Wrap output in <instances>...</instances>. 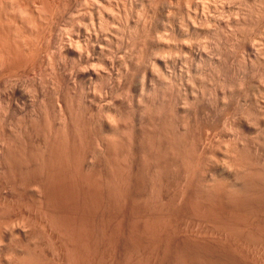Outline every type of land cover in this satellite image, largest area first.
Returning <instances> with one entry per match:
<instances>
[{
	"label": "rangeland",
	"instance_id": "rangeland-1",
	"mask_svg": "<svg viewBox=\"0 0 264 264\" xmlns=\"http://www.w3.org/2000/svg\"><path fill=\"white\" fill-rule=\"evenodd\" d=\"M94 1L96 0H78V5L71 4V8L75 9L70 11V13L68 12L70 7L65 6L66 11L62 10L64 13L60 11V14L53 15H51V12L46 11L50 15L45 12L46 15L43 13L44 16L36 14L35 17H31L32 15L29 12L25 11L21 15L19 11L13 10L10 11V13L12 12L10 14L12 16L11 19L16 18L13 22H10L9 12L5 15L0 8L2 11L0 13V26L3 27L0 28V264H19L20 262H26L31 257L34 259L41 257L42 259L40 258L41 260L39 259V261H42L43 264H210V262L215 264V260L218 261L216 264L220 262L219 260L223 261L222 264H264V234L260 233L257 236L255 235L256 237L250 238L252 235L248 236V230H246L250 226L253 229V224L259 222L258 217L261 218L260 220L263 219L260 215L263 216L264 214L259 213L261 207L258 210L256 208L258 205H253L259 211H256L258 213L256 214L252 208L253 214L255 213L257 217L255 215L253 217L250 214L252 212L247 210L248 207H245V209L242 206L241 208H244L242 210L237 207L239 205H233V207L236 206L238 209L229 208L232 204L226 205L227 200H225V203L223 202L227 206V211L224 209L225 205L223 203V206L220 204L216 206V209L213 208L219 212V215L228 217L225 218L229 222L237 214L247 212L243 216L245 215L247 219L250 217L248 219L249 222H245L247 220L245 218H243L245 221L243 219L236 220L238 215L232 221L236 227L238 226L239 234L235 225L234 228L236 230H234L233 226H227V228L224 225H220L221 222H215L214 217H206L202 204L206 202L205 205L208 204L211 207L208 203L209 201L207 202L206 198H201L204 193L201 194L202 196L199 194L201 197L198 196L199 198L197 197V199V195L193 194V192L199 193L200 190L201 192L207 190L212 184L216 187L219 184L221 186L219 191L222 192L224 189L223 195L220 192L216 194L220 199L217 203H221L224 198L221 199L219 196H224V192L228 195L232 191L233 184H235V187L242 185V181H245L239 177L242 170L239 167L236 169L237 165L234 166L232 164L233 160H235L233 148L247 147L245 146L247 142L250 153L253 152L251 153L252 159H255L253 161L255 164H253L264 168V4L260 0H187L188 3L186 0H168L169 3L167 0H159L161 2L166 1V4L170 7L173 5L171 8L169 6L168 9L166 8L167 14H170L166 15L164 7L167 5L164 2L165 6L163 7V4L161 6L163 9L161 7V9H157L159 13L160 10H163L164 13L163 11L160 14L157 11L155 13L153 12L154 9L150 8L151 13H155L150 15L148 13L150 11H145L149 7L144 10V5L147 4L145 0V4L143 0H139V2L137 0H126L123 2L124 0H122V4H119L121 0H117L118 4H115L114 1L116 0H112V5H114L112 6L113 9H111L112 14H110L111 11H105L107 10L105 8V12L101 9L103 12L100 13L104 14H100L102 17H99L100 15H97L98 12ZM102 2L109 6V3H106L105 0H102ZM171 2L174 3L171 4ZM206 2L207 4L210 3L206 6ZM123 3L127 10H125L126 7H122ZM139 4L142 5L140 6ZM160 4L158 3L157 5L160 6ZM134 6L139 9L136 10ZM118 9L123 15L119 13ZM122 10L126 12H122ZM114 11L115 13H113ZM203 12L204 14H202ZM157 13L160 16H157ZM126 14H128L127 17ZM23 17L25 19H22ZM42 17H45L44 20L48 17L47 21H45L46 23ZM207 18L208 20H205ZM4 19L7 21L5 23V25L7 24L6 26L3 23ZM32 20L33 26L30 23ZM22 22L25 25H22ZM37 22L38 24H36ZM218 22L220 23L218 24ZM135 24L136 27H134ZM35 26H37V29L34 31ZM178 27L180 28L178 29ZM38 28L40 30L42 28L43 32L42 30L40 32ZM21 34L24 36L22 37ZM19 35L20 38H18ZM28 35L29 37L33 35L30 38L33 39L31 40L32 42ZM102 35L107 38L104 37L105 39L102 40ZM35 36L37 37L35 38ZM15 38L17 42L21 39L22 45L24 44L25 46L21 47V43L18 44L20 41L17 43ZM26 38L29 42L24 41ZM34 38L37 42H35ZM31 43L33 46H37L33 48ZM98 43L100 44L98 45ZM102 43L103 45H101ZM15 45L18 47L17 49ZM97 45L100 49L97 48ZM31 46L36 51H33ZM28 47L30 48L28 49ZM37 48L39 49L38 51ZM68 48H73L75 51L74 55L66 53ZM79 48L80 50H75ZM27 50L32 51L29 53ZM78 51L83 52L81 53L83 54L81 55V57L83 56L82 59L80 56L77 58ZM14 53H16V56ZM84 54L87 56H84ZM82 71L84 72L82 73ZM97 73L98 75H95ZM90 75L93 76L91 77ZM152 102L153 104L160 103L169 106L173 110L171 112L175 114H171L172 119L177 121L174 124L181 132L184 130L188 132V130L193 128V133L198 132L193 135H196L199 139H197L199 141L197 146L200 148L197 147L196 152L198 156L201 155L202 162L200 161V165H202H199L200 169H198L200 171H196L198 172L196 173L193 170V173L188 171L185 173V171L180 172L177 170L179 171L177 173V171L170 169L167 172L169 174L166 173L167 177L165 176L167 179L165 180L164 178L163 180L165 181L162 180L163 182L159 186L161 188L160 191L159 188L157 189L158 192L157 190H152L154 188L150 185L151 182L148 175L146 177L149 180L143 177L147 174V169H142L139 174L141 168L139 169V167H136L137 165L132 163L134 165L131 164V167H129L130 173L127 177L130 186H132H128L129 183L125 179L124 186H128V192L126 190V192L123 191L120 187L121 194L118 195L119 190L115 199L113 195L111 197L110 194L112 193L109 192L108 196V194H105L107 192H104L109 191L107 189L109 184H111H108V179L111 176L106 177L108 161L103 156L104 147L102 146L106 141L105 138L108 139V133L105 130L108 127L111 128V126L113 128L114 126L115 128L116 126L120 127L117 123L113 124L111 122H116L115 120H117L121 124L126 118L120 128H122L123 124L127 128H129L130 124L133 126V123L139 126L140 124H136L135 120L140 115V112L142 113L141 107L143 106L144 109L146 103ZM110 114H112V117H110ZM79 116L83 118H80L84 121L83 123L89 122V125H86L87 129L84 130L93 132L91 133L93 136L90 134L86 135L85 132V136L89 141L84 136L85 139L78 140V144L76 143L75 145L76 136L72 133L74 129L72 122L75 121L73 120L75 117L79 118ZM117 117L121 119V122L118 121ZM108 121L110 125L107 124L109 123ZM181 121L185 122V124L182 123L188 129L182 126ZM123 128L125 127L123 126ZM62 131L64 132V138L66 137L65 140L69 138L68 141H63V143L67 142L68 144L64 146L68 147L71 143V149L68 147L69 151H71L70 155L75 153L74 155L79 159H74L73 156H70L71 158H68L69 161L72 163L75 161L73 163L75 166L80 164V167L78 165L76 167L82 168L83 170H80L82 173L84 172L83 174L86 172L88 175L89 170V179L93 176V178L96 177L97 179L96 175H98L100 180L98 181L102 182L100 189L99 183L95 179V183H98L97 187L101 190H97L99 191L98 197L97 195L95 196L93 191L94 183H92L93 187L90 186L91 183H86L90 185L85 184V186L84 184H79L80 187L77 184L73 187L74 192H72L71 188L75 185V181V183H84L85 180L81 181V178L79 180L78 176L80 175L78 174L81 171L77 169L76 171V167L74 168L69 161V165L65 163L68 167H64L61 170L62 173L61 171L60 173H69L66 174L69 178L66 175L62 177L66 178L64 181L69 183V185L73 183L70 188L73 194L72 196L70 194L71 199L68 197L65 200L64 194L60 193V190H56L58 186L52 187V191L50 186L47 187L45 185L48 184L45 182H47L46 179H48L49 175L53 174L54 177H58L60 174L57 168L59 164L56 157L58 156L53 155L51 152L58 148L59 139L57 137H59V133H63ZM192 132L189 131L190 135H192ZM75 133L76 131H74ZM96 134L97 136L95 137L94 135ZM51 142L53 143L52 145ZM49 147L53 149L55 147L56 149L51 150ZM72 147L73 151L75 150L74 152ZM55 152H58V150ZM51 154L56 157L51 158ZM72 158L74 159L73 161ZM45 159L48 161L47 164ZM54 162L57 166H53L56 171L53 167L51 168V164H55ZM65 164L64 166H66ZM148 167L150 169L153 168L152 165ZM143 170L146 171V174ZM74 172H77L75 176ZM182 173L187 175L188 179H195V182L191 180L193 184L190 183V187H200L199 190L198 188L195 189V187L194 191L190 188L191 192H189V187H185L187 176ZM61 174L58 177L60 181ZM101 174L102 178H100ZM178 174H180V177ZM139 178H141L142 184ZM178 180L182 182L180 181L179 184ZM136 182L141 185V189L138 188L139 184ZM104 183L105 185L108 184V186L106 185L107 189L104 188L106 187ZM142 185H146V188L142 187ZM149 186L151 187L149 188ZM162 186L165 188H162ZM250 187L253 188V186ZM183 188L188 189L185 192ZM226 189L231 191L227 192ZM256 189L255 191H257ZM48 190L51 191L48 192ZM55 191L58 193L56 194ZM255 191L254 189L251 190L254 194ZM154 193L156 197H154ZM113 194L115 196V193ZM189 194L191 195L190 197ZM183 195L189 199H185ZM99 197L103 200L101 199L100 201ZM121 197L124 198L122 199ZM92 199L94 202L91 201ZM191 199L195 200H192L191 206L188 202L185 203V201L191 203ZM198 199L201 200L200 204L202 206L200 204L196 205V201H199ZM61 200L63 201L61 202ZM96 200L98 201L96 202ZM194 202L195 207L193 206ZM173 206L176 207L174 208ZM190 207H194V209ZM219 208H223L221 209L222 212ZM263 210L264 208L261 211L263 212ZM232 211L237 212L235 213L236 215ZM229 212L232 214H229ZM241 221L243 224H240L242 223ZM61 222L64 223L62 224ZM234 232H236V235ZM67 233L71 234V236ZM25 258L26 261H23ZM193 260L195 261L193 262Z\"/></svg>",
	"mask_w": 264,
	"mask_h": 264
},
{
	"label": "bare ground",
	"instance_id": "bare-ground-1",
	"mask_svg": "<svg viewBox=\"0 0 264 264\" xmlns=\"http://www.w3.org/2000/svg\"><path fill=\"white\" fill-rule=\"evenodd\" d=\"M97 1V0H96ZM96 1H94V5L96 6V11L99 13H97V15H100V14H104V13H100V12H103L104 10H105V8L107 9V10H105V11H108V12H110V14H112V10L111 9H113V7L112 6H114V5H112L113 3H112V0H105V2L107 3H109V6L106 4H103V2H102V0H98L97 1V3H96ZM126 0H124L123 2H125ZM133 1H135V0H133ZM138 2H139V0H137ZM179 1V0H178ZM187 1V0H186ZM99 2V3H98ZM102 2V3H101ZM115 2V4H118V1L116 0V1H114ZM117 2V3H116ZM141 2V1H140ZM143 2H144V0H143ZM142 2V3H143ZM145 2L147 3V4H145ZM145 2H144V10L146 9V7H149L147 10H145V11H150V12H148V13H150V15L151 14H155L156 13V11H157V9H159L161 6H162V4L165 2V4H166V1H163V2H161V1H159V0H145ZM167 2L169 3V1L167 0ZM175 2V1H174ZM173 2V3H174ZM182 2V1H181ZM190 2V1H189ZM201 2V1H200ZM231 2V1H230ZM259 2V1H258ZM260 2H262L263 4H264V0H260ZM78 0H0V8L2 9V11L5 13V15L6 14H8L7 12H9V17H10V22H13V20L14 19H16V18H13V20L11 19L12 18V16L10 15L11 13H10V11H13V10H17V11H19V13L21 14V13H23V12H29L30 13V15H32L31 17H35V15L36 14H39V15H43V13L45 14V12L46 11H48L49 13L51 12L52 14L51 15H53V14H60V11H61V13L65 10V6H69L68 8L70 9V10H68V12L70 13V11H73L75 8H71V4H74V5H78ZM131 3H132V1H131ZM130 3V4H131ZM160 4V6L159 5H157V4ZM172 2H171V4H173ZM187 3H188V1H187ZM194 3V2H193ZM204 3V2H203ZM210 3V2H209ZM208 3V4H209ZM262 3H261V5H262ZM119 4H122V0H121V2L119 1ZM138 4V3H137ZM165 4H163V7L165 6ZM183 4V3H182ZM190 4V3H189ZM207 4V2H206V6L208 5ZM235 4V3H234ZM73 5V6H74ZM140 5V4H139ZM142 5V4H141ZM140 5V6H141ZM167 5V4H166ZM188 5V4H187ZM214 5V4H213ZM212 5V6H213ZM112 8H111V7ZM116 6V5H115ZM118 6V5H117ZM121 6V5H120ZM138 6V5H137ZM168 6L169 5H167V6H165L164 8V11L166 12L167 11V9H168ZM173 5H171V7H172ZM177 6V5H176ZM191 6V5H190ZM189 6V7H190ZM258 6V5H257ZM264 6V5H263ZM76 8H77V6H75ZM122 7H126V6H124V3H123V5H122ZM135 7V6H134ZM133 7V8H134ZM156 7H158V8H156ZM170 7V6H169ZM170 7V8H171ZM175 7V6H174ZM180 7V6H179ZM178 7V8H179ZM64 8V9H63ZM120 8V7H119ZM128 8H130V7H128ZM132 8V9H133ZM136 8V7H135ZM154 9V11L153 12H155V13H151L152 11H151V9ZM162 8V7H161ZM160 8V9H161ZM167 8V9H166ZM177 8V9H178ZM191 8V7H190ZM245 8V7H244ZM101 9L103 10V11H101ZM121 9H124V8H121ZM120 9V10H121ZM137 9H139V8H136V10ZM142 9V8H141ZM163 9V8H162ZM176 9V10H177ZM181 9V8H180ZM198 9V8H197ZM196 9V10H197ZM206 9V8H205ZM263 9V8H262ZM28 10V11H27ZM63 10V11H62ZM115 10V9H114ZM125 10H127V7H126V9ZM144 10H141V11H144ZM172 10V9H171ZM175 10V11H176ZM179 10V9H178ZM183 10V9H182ZM186 10V9H185ZM199 10V9H198ZM209 10V9H208ZM1 11V10H0ZM2 11L0 12V13H2ZM66 11V10H65ZM104 11V12H105ZM118 11H119V9H118ZM124 10H122V12H123ZM134 11V10H133ZM163 11V10H162ZM161 10H160V13L162 12ZM164 11H163V13H164ZM189 11V10H188ZM202 11V10H201ZM205 11V10H204ZM210 11V10H209ZM16 12V11H15ZM14 12V13H15ZM75 12V11H74ZM108 12H106L107 14H109ZM124 12H126V11H124ZM130 12H132L131 10H130ZM158 13H159V11H157ZM172 12V11H171ZM179 12H181V11H179ZM195 12V11H194ZM13 13V14H14ZM26 13V14H27ZM47 13V12H46ZM49 13H47V15L49 14ZM64 13V12H63ZM113 13H115V11L113 12ZM119 13H120V11H119ZM158 13H157V16H160V15H158ZM159 13V14H160ZM175 13V12H174ZM183 13H184V11H183ZM192 13V12H191ZM205 13H206V11H205ZM208 13V12H207ZM262 13V12H261ZM73 14V13H72ZM107 14H106V16H107ZM120 14H122V13H120ZM125 14V13H124ZM168 14H170V13H168ZM167 14V12H166V15H168ZM195 14V13H194ZM202 14H204V12L202 13ZM252 14V13H251ZM264 14V13H263ZM1 15V14H0ZM22 15V14H21ZM46 15V14H45ZM50 15V14H49ZM102 15H100L99 17H102ZM115 15V14H114ZM123 15V14H122ZM127 15L128 14H126V17H127ZM138 15V14H137ZM171 15H172V13H171ZM170 15V16H171ZM207 15V14H206ZM236 15V14H235ZM246 15V14H245ZM259 15V14H258ZM44 16V15H43ZM60 16V15H59ZM63 16H64V14H63ZM105 16V17H106ZM113 16V15H112ZM117 16V15H116ZM121 16V15H120ZM133 16V15H132ZM153 16V15H152ZM156 16V17H157ZM162 16V15H161ZM175 16V15H174ZM193 16V15H192ZM195 16V15H194ZM208 16H210V15H208ZM217 16V15H216ZM263 16V15H262ZM13 17H14V15H13ZM16 17V16H15ZM39 17V16H38ZM54 17V16H53ZM69 17V16H68ZM104 17V18H105ZM123 17V16H122ZM149 17V16H148ZM164 17H168V16H164ZM172 17H173V15H172ZM176 17V16H175ZM174 17V18H175ZM206 17V16H205ZM215 17V16H214ZM6 19H8L7 17H5ZM18 18V17H17ZM36 18H37V16H36ZM43 18V17H42ZM41 18V19H42ZM47 18L48 17H46V20H44L45 19V17L43 18V20H44V22L45 21H47ZM50 18H51V16H50ZM59 18V17H58ZM57 18V19H58ZM116 18V17H115ZM151 18V17H150ZM149 18V19H150ZM154 18H155V16H154ZM182 18V17H181ZM190 18V17H189ZM195 18V17H194ZM198 18H200V17H198ZM258 18V17H257ZM263 18V17H262ZM21 19V18H20ZM22 19H25L24 17L22 18ZM26 19H27V16H26ZM33 19V18H32ZM53 19V18H52ZM51 19V20H52ZM101 19V18H100ZM112 19V18H111ZM114 19V18H113ZM125 19V18H124ZM129 19V18H128ZM134 19V18H133ZM152 19H153V17H152ZM161 19V18H160ZM165 19V18H164ZM168 19V18H167ZM170 19V18H169ZM183 19V18H182ZM193 19V18H192ZM201 19V18H200ZM199 19V20H200ZM203 19H204V17H203ZM228 19V18H227ZM5 20V19H4ZM102 20V19H101ZM137 20V19H136ZM184 20H185V18H184ZM195 20V19H194ZM205 20H208V18L207 19H205ZM219 20V19H218ZM25 21V20H24ZM37 21V20H36ZM41 21V20H40ZM108 21V20H107ZM106 21V22H107ZM132 21V20H131ZM153 21V20H152ZM157 21V20H156ZM165 21H166V19H165ZM169 21H171V20H169ZM177 21V20H176ZM188 21V20H187ZM215 21V20H214ZM8 22H9V20H8ZM16 22V21H15ZM14 22V23H15ZM39 22V21H38ZM38 22L36 23V24H38ZM42 22V21H41ZM49 22V21H48ZM105 22V21H104ZM114 22V21H113ZM128 22V21H127ZM143 22V21H142ZM159 22V21H158ZM184 22V21H183ZM195 22H196V20H195ZM212 22V21H211ZM252 22V21H251ZM4 25H5V23H7V21L5 20L4 22ZM20 23V22H19ZM27 23V22H26ZM30 23H32V26L34 25L33 24V20L30 22ZM34 23H35V21H34ZM40 23V22H39ZM46 23V22H45ZM52 23V22H51ZM53 23H54V20H53ZM102 23H103V21H102ZM161 23H163V22H161ZM166 23V22H165ZM167 23H168V21H167ZM187 23V22H186ZM206 23V22H205ZM214 23H216V22H214ZM220 22H218V24H219ZM222 23V22H221ZM249 23V22H248ZM35 24V25H36ZM41 24V23H40ZM136 24H138V23H136ZM136 24L134 25V27H136ZM164 24V23H163ZM204 24V23H203ZM208 24V23H207ZM227 24V23H226ZM1 25H2V22H1ZM7 25V24H6ZM5 25V26H6ZM16 25V24H15ZM14 25V26H15ZM21 25V24H20ZM22 25H25L23 22H22ZM43 25H44V23H43ZM127 25V24H126ZM147 25V24H146ZM156 25V24H155ZM198 26H199V24H197ZM215 25V24H214ZM9 26V25H8ZM7 26V27H8ZM12 26V25H11ZM19 26V25H18ZM27 26V25H26ZM30 26H31V24H30ZM39 26V25H38ZM45 26H46V24H45ZM44 26V27H45ZM107 26V25H106ZM105 26V27H106ZM133 26V25H132ZM160 26V25H159ZM189 26V25H188ZM193 26V25H192ZM209 26V25H208ZM2 26H0V28H1ZM6 27V28H7ZM22 27H24V26H22ZM28 27V26H27ZM36 28H34V27H32V28H34L33 30L35 31V29H37V26H35ZM43 27V26H42ZM123 27V26H122ZM173 27V26H172ZM196 27V26H195ZM245 27V26H244ZM248 27V26H247ZM259 27V26H258ZM3 28V27H2ZM16 28H19V27H16ZM20 28H21V26H20ZM19 28V29H20ZM29 28H31V27H29ZM28 28V29H29ZM46 28H47V26H46ZM144 28V27H143ZM165 28V27H164ZM177 28V27H176ZM180 27H178V29H179ZM15 29V28H14ZM25 29V28H24ZM39 29V28H38ZM107 29V28H106ZM152 29V28H151ZM187 29V28H186ZM248 29H250V28H248ZM40 30V29H39ZM41 30H42V28H41ZM41 30H40V32H41ZM188 30V29H187ZM238 30V29H237ZM243 30V29H242ZM17 31V30H16ZM19 31V30H18ZM26 31V30H25ZM24 31V33H26ZM36 31H38V30H36ZM0 32H1V30H0ZM23 32V31H22ZM42 32H43V30H42ZM118 32V31H117ZM125 32V31H124ZM137 32V31H136ZM135 32V33H136ZM228 32V31H227ZM3 33H5V32H3ZM27 33H28V30H27ZM27 33H26V35H27ZM109 33H111V32H109ZM130 33V32H129ZM134 33V34H135ZM150 33V32H149ZM181 33V32H180ZM226 33V32H225ZM11 34V33H10ZM14 34H15V32H14ZM18 34V33H17ZM31 34H32V32H31ZM37 34V33H36ZM36 34H34V35H36ZM108 34V33H107ZM113 34V33H112ZM111 34V35H112ZM42 35H43V33H42ZM106 35V34H105ZM149 35V34H148ZM264 35V34H263ZM18 36V35H17ZM16 36V37H17ZM21 36H22V34H21ZM24 36V35H23ZM22 36V37H23ZM103 36V35H102ZM110 36V35H109ZM132 36V35H131ZM28 37H29V35H28ZM31 37H33V35L31 36ZM31 37H29V39L31 38ZM37 36H35V38H36ZM98 37V36H97ZM104 37H106V36H103V38H102V40L103 39H105ZM159 37V36H158ZM240 37V36H239ZM13 38V37H12ZM18 38H20V35H19V37ZM35 38H34V40H35ZM91 38V37H90ZM107 38V37H106ZM220 38V37H219ZM5 39V38H4ZM38 39V38H37ZM41 39V38H40ZM89 39V38H88ZM98 39V38H97ZM112 39V38H111ZM152 39V38H151ZM15 40H16V42H17V39L15 38ZM21 40V39H20ZM20 40H18V42L20 41ZM23 40V39H22ZM31 40H33V39H30V41ZM108 40V39H107ZM153 40V39H152ZM8 41V40H7ZM25 42L27 41V42H29L28 40H27V38H26V40H24ZM24 41H22L23 43H24ZM87 41V40H86ZM94 41H96V40H94ZM99 41V40H98ZM137 41H140V40H137ZM149 41V40H148ZM209 41V40H208ZM3 42V41H2ZM15 42V43H16ZM17 42V43H18ZM32 42V41H31ZM35 42H37L36 40H35ZM39 42V41H38ZM103 42V41H102ZM142 42V41H141ZM147 42V41H146ZM248 42V41H247ZM250 42V41H249ZM7 43V42H6ZM21 43V41L18 43V44H20ZM106 43V42H105ZM134 43V42H133ZM14 44V43H13ZM17 44V45H18ZM26 44V43H25ZM37 44V43H36ZM89 44V43H88ZM100 43H98V45H99ZM154 44V43H153ZM17 45H15V47H16V49L18 48L17 47ZM21 45V47L22 46H25L24 44L22 45V43L20 44ZM29 45V44H28ZM27 45V46H28ZM31 45H32V43H31ZM33 45H34V41H33ZM32 45V46H33ZM98 45H97V48H98ZM101 45H103V43L101 44ZM100 45V46H101ZM26 46V47H27ZM32 46H31V48H32ZM35 46H37V45H35ZM35 46H33V48L35 47ZM69 46V45H68ZM68 46H66V47H68ZM95 46V45H94ZM20 47V46H19ZM20 47V48H21ZM65 47V48H66ZM221 47V46H220ZM30 47H28V49H29ZM32 48V49H33ZM135 48V47H134ZM138 48V47H137ZM15 49V50H16ZM24 49V48H23ZM22 49V50H23ZM26 49V48H25ZM60 49V48H59ZM98 49H100V47L98 48ZM253 49V48H252ZM9 50H11V49H9ZM14 50V51H15ZM39 49L37 48V51H38ZM76 51L77 50H80V48L79 49H75ZM95 50V49H94ZM93 50V51H94ZM97 50V49H96ZM102 50V49H101ZM203 50V49H202ZM25 51V50H24ZM28 51V50H27ZM32 51V50H31ZM31 51H28L29 53L31 52ZM33 51H36V50H34L33 49ZM66 53H72L73 55H74V53H75V51L73 50V48H68V49H66ZM98 51V50H97ZM100 51V50H99ZM189 51V50H188ZM192 51V50H191ZM7 52V51H6ZM41 52V51H40ZM62 52V51H61ZM146 52V51H145ZM8 53V52H7ZM6 53V54H7ZM17 53H18V51H17ZM81 53H83V52H81V51H78V56H77V58L80 56L81 57V55H83V54H81ZM197 53V52H196ZM222 53V52H221ZM240 53V52H239ZM245 53V52H244ZM15 54V56H16V53H14ZM19 54V53H18ZM35 54V53H34ZM87 54V53H86ZM101 54V53H100ZM259 54V53H258ZM33 55V54H32ZM166 55V54H165ZM225 55V54H224ZM30 56V55H29ZM33 56H35V55H33ZM65 56V55H64ZM84 56H87V55H85L84 54ZM141 56V55H140ZM196 56V55H195ZM202 56V55H201ZM28 57V56H27ZM26 57V58H27ZM31 57V56H30ZM83 57V56H82ZM82 57H81V59H82ZM139 57V56H138ZM252 57V56H251ZM25 58V59H26ZM149 58V57H148ZM201 58V57H200ZM28 59H29V57H28ZM83 59H85V58H83ZM203 59V58H202ZM19 60V59H18ZM35 60V59H34ZM156 60V59H155ZM27 61V60H26ZM29 61V60H28ZM33 61V60H32ZM138 61V60H137ZM225 61V60H224ZM17 63V62H16ZM19 63V62H18ZM138 63V62H137ZM144 63V62H143ZM201 64V63H200ZM19 66H21V65H19ZM170 66V65H169ZM241 66V65H240ZM233 67V66H232ZM238 67V66H237ZM201 70V69H200ZM249 70V69H248ZM87 72H88V70H86ZM96 71H97V69H96ZM96 71H95V73H96ZM227 71V70H226ZM84 71H82V73H83ZM161 72V71H160ZM99 73V72H98ZM98 73L97 74H95V75H98ZM162 73V72H161ZM94 74V73H93ZM220 74V73H219ZM256 74V73H255ZM85 75H86V73H85ZM100 75V74H99ZM88 76V75H87ZM91 76V75H90ZM93 76V75H92ZM91 76V77H92ZM102 76V75H101ZM262 76V75H261ZM260 76V77H261ZM86 77V76H85ZM84 77V78H85ZM97 77V76H96ZM215 77V76H214ZM72 78V77H71ZM99 80V79H98ZM202 80V79H201ZM243 83V82H242ZM253 85V84H252ZM226 86V85H225ZM101 89V88H100ZM143 91V90H142ZM166 91H167V89H166ZM155 95V94H154ZM164 96V95H163ZM171 100V99H170ZM163 103V102H162ZM176 103V102H175ZM189 103V102H188ZM248 104V103H247ZM188 105V104H187ZM189 106V105H188ZM142 108V113L140 112V115L138 116V118L135 120V122H137L136 124H140V125H142L140 128H139V126L138 125H134V123H133V126H131V124H130V126H129V124H128V126H129V128H127L124 124H123V126L125 127V128H123V126H122V128H120L121 127V124L124 122V121H126V119L125 120H123V122L120 124V123H118L117 122V120H115L116 122H111V118H109V119H111V120H109L111 123H113V124H115V123H117L118 125H120V127L118 126H116V128H115V126H114V128L111 126V128L110 127H108V129H106L105 131H107L106 133H108V139H106L105 138V142L103 143V146L102 147H104V149H103V151H104V154H103V156H105V159H106V161H108L107 163H108V165L111 167V169H109L110 167L107 165V167H108V172H107V175H106V177H109V176H111V177H109V181H108V184L109 183H111V184H109V188L107 189V186H108V184H106L105 185V183H104V186H106V187H104L105 189H107V190H109V191H104V192H107V193H105L106 195L108 194V196H109V194L110 193H112V194H110L111 195V197H112V195H113V197L115 198L117 195V193L119 192V188L121 187V189L123 190V191H127V188H128V186H130V183H129V180H127V177H128V174L130 173L129 171V167H131V164L132 163H134L135 165H137L136 167H139V169H140V172H139V174L142 172V169H144V170H146L147 169V174H146V171H144L143 170V172H145V176H143V177H146L147 175H148V177H149V181L151 182V184L150 185H152V188H154V189H152V190H157L158 188H159V186H161V184H162V182L163 181H165L167 178V174H169V173H167V172H169V170L170 169H173V170H175V171H177V170H179L180 172H184L185 171V173H187V171L188 172H192L193 170H195V171H193V172H196V171H198V169H200V167H199V165H200V161H201V158H200V156H198L197 154V149L198 148H200V147H198L197 145L199 144L198 142L199 141H197V137H196V135H193V134H195V133H198V132H195V133H193L194 131H193V129L191 130H188V132H187V130H184V131H180L177 127H176V122L177 121H173V117H172V115L173 114H175L174 112L172 113L171 111H173V110H171L170 108H169V106H165V105H163V104H153V102L152 103H146V105H145V108L143 109V106L141 107ZM243 109V108H242ZM139 111V110H138ZM74 113V112H73ZM83 113V112H82ZM129 113V112H128ZM78 114V113H77ZM76 114V115H77ZM107 114V113H106ZM120 114V113H119ZM172 114V115H171ZM75 115V116H76ZM111 116L110 117H112V114H110ZM124 115V114H123ZM128 115V114H127ZM71 116V115H70ZM107 116V115H106ZM118 116H122V115H118ZM126 117V116H125ZM128 117V116H127ZM71 118V117H70ZM83 119L81 116H79V118H76L75 117V119H73V120H75V121H73L72 123L74 124L73 125V127H74V129H73V135L74 136H76V142H75V145H76V143L78 144V140H82L83 138H84V136H85V130L84 129H87V127H86V125L89 123H87L86 122V124L85 123H83L84 121H82L81 119ZM132 118V117H131ZM22 119V118H21ZM78 119V120H77ZM117 119H119L118 117H117ZM124 119V118H123ZM85 120V119H84ZM107 120H108V117H107ZM121 119H119L118 121L119 122H121L120 121ZM250 120V119H249ZM108 121V122H109ZM112 121H114V120H112ZM128 121V120H127ZM188 121V120H187ZM75 122V123H74ZM110 122L109 123H107V124H109L110 125ZM174 122H175V124H174ZM183 121H181V123H182ZM19 123V122H18ZM179 123V122H178ZM184 124H185V122H183ZM182 123V124H183ZM187 123V122H186ZM181 124V125H182ZM184 124L182 125V126H184ZM188 124V123H187ZM187 124H186V126H187ZM89 125V124H88ZM87 125V126H88ZM180 125V124H179ZM94 126V125H93ZM137 126V127H136ZM22 127V126H21ZM65 127V126H64ZM99 127H101V126H99ZM136 127V128H135ZM143 127V128H142ZM194 127V126H193ZM89 128V127H88ZM91 128V127H90ZM98 128V127H97ZM110 128V129H109ZM113 128V129H112ZM127 128V129H126ZM140 130H139V129ZM181 128V127H180ZM184 128H185V126H184ZM196 128V127H195ZM239 128V127H238ZM65 129H67V128H65ZM101 129V128H100ZM99 129V130H100ZM126 129V130H125ZM185 129H188V128H185ZM246 129V128H245ZM244 129V130H245ZM91 130V129H90ZM92 130L94 131V129L92 128ZM98 130V129H97ZM182 130V129H181ZM68 131H69V129H68ZM68 131H66V133H68ZM74 131H76V135L74 134ZM101 131V130H100ZM99 131V132H100ZM104 131V130H103ZM189 131L190 132H192L191 134L192 135H190V133H189ZM196 131V130H195ZM246 131V130H245ZM59 132V131H58ZM63 132V131H62ZM87 132H89V130H87ZM86 132V135L87 134H90L91 135V133H93V132H89V133H87ZM95 132H96V130H95ZM239 132V131H238ZM237 132V133H238ZM244 132V131H243ZM43 133V132H42ZM97 133H98V131H97ZM101 133H102V131H101ZM105 133V134H106ZM189 133V134H188ZM71 135V134H70ZM89 135V136H90ZM59 137H57V139H59V141H58V148L56 149L55 147H54V149H56L55 151H57L58 150V152H55V151H53V152H55V153H57V154H55V153H53V152H51L53 155H56V156H58V157H56V156H53L52 154V156H51V158L52 157H56V159H57V163L59 164V166L57 167L56 166V163L55 164H51L52 166H51V168L55 165L59 170V173H60V171L62 170V169H64V167H68V161H69V157L70 156H73V158L75 159V158H77L73 153V155H70V153H71V151H69V149H68V147L70 148V146L72 145L71 143H70V146H68V147H65L64 145H68L67 144V142H64L63 143V141L66 139V137L64 138V132L63 133H59V135H58ZM67 136V135H66ZM73 136V137H74ZM79 138H78V137ZM91 136H93V134L91 135ZM95 137L97 136V134L96 135H94ZM194 136V137H193ZM94 137V138H95ZM195 137H196V139H195ZM75 138V137H74ZM85 138H86V136H85ZM84 138V139H85ZM200 138V137H199ZM243 138H244V136H243ZM263 138V137H262ZM9 139V138H8ZM69 139V138H68ZM68 139L67 140H65V141H68ZM71 139V138H70ZM86 139H88V138H86ZM201 139V138H200ZM80 140V141H81ZM98 140H99V138H98ZM102 140H104L103 138H102ZM199 140V139H198ZM239 140V139H238ZM56 142H57V140H55ZM88 141H89V139H88ZM96 141V140H95ZM100 142H102L101 140H99ZM206 141V140H205ZM263 141V140H262ZM261 141V142H262ZM69 142H71V141H69ZM68 142V143H69ZM66 143V144H65ZM81 143V142H80ZM84 143H85V141H84ZM238 143V142H237ZM244 143H245V140H244ZM251 143V142H250ZM53 143L51 142V145H52ZM99 144V143H98ZM248 142L245 144V146H247V147H241V148H238V147H235V148H233L234 150V152H235V157H234V159L235 160H233V162H232V164H234V166H236V169H237V167H239V169H241L242 170V172H241V176H239V177H241V179H244L245 181H242L243 182V184L242 185H240V186H234L235 184H233V188H231V186H230V188H231V192L230 191H228L227 189H226V191L227 192H230V193H228V195L227 194H225V192H224V196H219L221 199L222 198H224V199H222V200H224V201H222L221 203H217L220 199L218 198V196L216 195V194H218L220 191V189H221V186L218 184L217 185V187L216 186H213L214 184H212V186L210 185V188H208L207 190H204L203 192H201V190L199 191V193L198 192H196V193H194L193 192V194H195V195H197L196 196V199H197V197L199 196V197H201L202 195V193H204L203 194V196L201 197L202 199H207L206 201L209 203V205L211 206V207H209L208 206V204H206L205 205V203L204 204H200V199H198L199 201H196V205H198V204H200L202 207H203V209L205 210V213H204V215L206 214V217L207 216H210L209 218H213L214 219V221L215 222H218L219 221V223L221 222V224L220 225H224V227H227V226H233V228H234V222L232 223V221H233V219L234 218H236L237 217V215H238V218L236 219V220H238V219H243V218H245V213H247V212H243V214H245L244 216H243V214L241 213V214H235V213H237V212H235V211H232V212H234L233 214H235V215H233V216H235V217H233V218H231L232 219V221L231 222H229L228 220H226V218H228V217H226V216H221V215H219L218 213L219 212H217L215 209L217 208L216 206H218V205H222L223 206V204L225 203V200H227L226 202H227V204L226 205H230V204H232V205H230V207L229 208H231L232 207V209L233 208H237V207H248V209L247 210H249V212L251 211L252 213H250L251 215H253V217H257V215H255V213H256V211H258L260 208L259 207H261V209H260V212L259 213H261V214H264L263 212H264V210H263V212L261 211L263 208H264V168L263 167H258V165L256 164V165H254L255 163L253 162L255 159H252V154L251 153H253V152H251L250 153V148H248ZM263 144H264V142H263ZM88 145V144H87ZM96 145V144H95ZM101 145H102V143H101ZM55 146V145H54ZM73 146H74V144H73ZM52 147V146H51ZM51 147H49V148H51ZM78 147V146H77ZM80 147V146H79ZM198 147V148H197ZM233 147H234V144H233ZM240 147V146H239ZM38 148V147H37ZM76 148V147H75ZM219 148V147H218ZM229 148V147H228ZM53 148H51V150H54ZM71 149V148H70ZM16 150V149H15ZM231 150V149H230ZM259 150V149H258ZM23 151V150H22ZM37 151V150H36ZM72 151H73V147H72ZM75 151V150H74ZM73 151V152H74ZM15 152V151H14ZM80 152V151H79ZM224 152V151H223ZM12 153V152H11ZM37 153V152H36ZM45 154V153H44ZM227 154H228V152H227ZM234 154V153H233ZM5 155V154H4ZM34 155V154H33ZM203 155V154H202ZM48 156V155H47ZM50 156V155H49ZM75 156V157H74ZM83 156H84V154H83ZM97 156V155H96ZM46 157V156H45ZM95 157V156H94ZM100 157V156H99ZM211 157V156H210ZM213 157V156H212ZM232 157V158H233ZM16 158V157H15ZM42 158V157H41ZM44 158V157H43ZM48 158V157H47ZM71 158V157H70ZM72 158V161L74 160ZM103 158V157H102ZM203 158V157H202ZM78 159V158H77ZM104 159V160H105ZM48 160V159H47ZM53 160V159H52ZM79 160V159H78ZM78 160H77V162H78ZM82 160V159H81ZM203 160V159H202ZM13 161V160H12ZM56 161V160H55ZM98 161V160H97ZM11 162V161H10ZM25 162V161H24ZM41 162H44V161H41ZM71 161H69V163H70ZM89 162V161H88ZM202 162V161H201ZM212 162V161H211ZM258 162V161H257ZM45 163L47 164L48 163V161H46V159H45ZM68 164V165H66V164ZM72 163V162H71ZM70 163V164H71ZM73 163H75V161L73 162ZM72 163V165H73V167L75 168L77 165L79 166L80 164H76V166H75V164H73ZM150 163H151V165H152V169H150L148 166H151L150 165ZM216 163V162H215ZM254 163V164H253ZM259 163V162H258ZM57 164V165H58ZM64 164L66 165V166H64ZM99 164V163H98ZM97 164V165H98ZM134 164H132V165H134ZM10 165V164H9ZM50 165V164H49ZM71 165V166H72ZM83 165V164H82ZM202 165V164H201ZM200 165V166H201ZM11 166V165H10ZM44 166H47V165H44ZM96 166V165H95ZM220 166V165H219ZM257 166V167H256ZM261 166V165H260ZM263 166V165H262ZM21 167V166H20ZM41 167V166H40ZM39 167V168H40ZM48 167V166H47ZM50 167V166H49ZM70 167V166H69ZM80 167V166H79ZM79 167H76L75 168V170L77 169V170H83L82 168H80L79 169ZM134 167V166H133ZM193 167V168H192ZM27 168V167H26ZM54 168V170H55V167H53ZM56 168V169H57ZM100 168V167H99ZM102 168V167H101ZM176 168V169H175ZM191 168V169H190ZM37 169V168H36ZM66 169V168H65ZM68 169V168H67ZM133 169V168H132ZM138 169V170H139ZM152 171H150V170ZM215 169H216V166H215ZM53 170V171H54ZM73 170V169H72ZM75 170H73V171H75ZM76 170V171H77ZM80 170V171H81ZM104 170H106V169H104ZM109 170H111V171H109ZM154 170V171H153ZM173 170H171V172H173ZM201 170H202V168H201ZM17 171V170H16ZM52 171V170H51ZM56 171V170H55ZM64 171V170H63ZM67 171H70V170H67ZM66 171V172H67ZM94 171V170H93ZM100 171V170H99ZM133 171V170H132ZM136 171V170H135ZM179 171H177V173H179ZM200 171V170H199ZM198 171V172H199ZM50 172V171H49ZM79 172V171H78ZM101 172V171H100ZM111 172V173H110ZM192 172V173H193ZM198 172H196V173H198ZM31 173V172H30ZM51 173V172H50ZM56 173V172H55ZM61 173H62V171H61ZM60 173V174H61ZM84 173V172H83ZM82 173V171L80 172V174H78V175H80V176H78V178H79V180H81V181H84V183L82 182V183H75L74 181V184L75 185H73L72 186V188H71V185L73 184V183H70L71 185H69V183H67L66 181H64V180H66V178H64V177H62V176H64V175H66V174H69L68 172L65 174V173H63V174H61V181L58 179V177L60 176V174H59V176L58 177H54L53 176V174H51V175H49L47 178L48 179H46L47 180V182H45V183H48V184H45L47 187H49L50 186V189L52 190L53 188L52 187H54V186H58L57 188H56V190L58 191V190H60V193H63L64 195V199L65 198H68L69 197V199H71V196L73 195L72 193H71V189L73 190V187L74 186H76L77 184L79 185V184H84V186H85V184L86 183H91V185L90 184H86V185H90L91 187H93V191L95 192L94 194H95V196L97 195V197L99 196L98 195V192L99 191H101V190H99V188L101 189V183L99 182L100 180L98 179V175H96L97 176V179H96V177L95 178H91V179H89V170H88V175H87V173L85 172V174H83ZM103 173V172H102ZM134 173V172H133ZM137 173V172H136ZM167 173V174H166ZM207 173V172H206ZM35 174V173H34ZM42 174V173H41ZM77 174V172H74V176ZM91 174V173H90ZM93 174V173H92ZM100 174V173H99ZM111 174V175H110ZM183 174V173H182ZM189 174V173H188ZM43 175V174H42ZM104 175V174H103ZM137 175V174H136ZM143 175V174H142ZM175 175V174H174ZM179 175V177H180V174H178ZM178 175H176V176H178ZM183 175H185V174H183ZM24 176H26V175H24ZM53 176V177H52ZM68 178H69V176L68 175H66ZM65 176V177H66ZM73 175H71V177H73L74 179H75V177H74ZM102 176V174L100 175V178H102L101 177ZM105 176V175H104ZM129 176H131V175H129ZM133 176V175H132ZM166 176V177H165ZM185 176H187V175H185ZM33 177V176H32ZM91 177V176H90ZM139 177V176H138ZM182 177V176H181ZM192 177H193V175H192ZM57 178V179H56ZM63 178V179H62ZM67 178V179H68ZM76 178H77V176H76ZM78 178L76 179L77 181H78ZM81 178V179H80ZM131 178V177H130ZM165 178V180H163ZM169 178V177H168ZM174 178V177H173ZM200 178H201V176H200ZM256 178H259L261 181L259 182V179H257L256 180ZM94 179V180H93ZM95 179H96V181H98V183H99V185H98V183H95ZM125 179H126V182L128 181V183H129V185L128 186H124V184H125ZM133 179V178H132ZM140 180H141V178H139ZM138 179V180H139ZM176 179H179V178H176ZM186 182H185V187H189V190H187V191H189V192H191V189L193 190L195 187H193V188H191L190 187V183L191 184H193V182H195L193 179H188V176L186 177ZM45 180V181H46ZM50 180V181H49ZM63 180V181H62ZM93 180V181H92ZM105 180V181H106ZM144 181H145V179H143ZM163 180V181H162ZM171 180V179H170ZM173 180V179H172ZM191 180H193V182H191ZM199 180V179H198ZM221 180V179H220ZM256 180V181H255ZM44 181V180H43ZM80 181V182H81ZM87 181V182H86ZM92 181V182H91ZM104 181V180H103ZM181 181V180H180ZM179 180L177 181L178 183L180 182ZM199 181H201V180H199ZM26 182V181H25ZM66 182V183H65ZM132 182V181H131ZM149 182V183H150ZM170 182V181H169ZM173 182H174V180H173ZM182 182V181H181ZM183 182H184V180H183ZM198 182V181H197ZM258 182V183H257ZM92 183H94L93 184V186H92ZM136 183H138V182H136ZM148 183V182H147ZM176 183V182H175ZM203 183V182H202ZM201 183V184H202ZM263 183V184H262ZM42 184V183H41ZM132 184V183H131ZM134 184V183H133ZM139 184V183H138ZM141 184H142V180H141ZM146 184V183H145ZM180 184V183H179ZM179 184H177V185H179ZM197 184V183H196ZM199 184H200V182H199ZM217 184V183H216ZM254 184H255V188H254ZM257 184H259V185H257ZM97 185L99 186V188L97 187ZM164 185H166V184H164ZM171 185V184H170ZM170 185H169V187H170ZM174 185V184H173ZM182 185V184H181ZM198 185V184H197ZM226 185V184H225ZM236 185H237V183H236ZM46 186H45V188H46ZM132 186V185H131ZM130 186V187H131ZM134 186H135V184H134ZM140 184H139V187L138 188H140ZM146 186V185H145ZM145 186H143L142 185V187H144V188H146ZM168 186V185H167ZM183 186V185H182ZM191 186H193V185H191ZM228 186V185H227ZM250 186H253V188H251ZM79 187H80V185H79ZM103 187V186H102ZM125 187V188H124ZM129 187V188H130ZM151 186H149V188H150ZM204 187V186H203ZM209 187V186H208ZM249 187H250V189H249ZM256 187H258L257 189H256ZM59 188V189H58ZM71 188V189H70ZM87 188V187H86ZM98 188V189H97ZM124 188V189H123ZM162 188H165L164 186H162ZM191 188V189H190ZM198 187H196L195 189H197ZM200 188V187H199ZM199 188H198V190H199ZM248 188V189H247ZM48 189V188H47ZM85 189V188H84ZM83 189V190H84ZM104 189V190H105ZM141 189V188H140ZM160 189L161 188H159V191H160ZM170 189V188H169ZM178 189V188H177ZM184 189V188H183ZM186 189H188V188H186ZM186 189H184V191L186 192ZM252 189H254V191H255V189L258 191H255V194L253 193V192H251V190ZM50 190V191H51ZM81 190V189H80ZM90 190V189H89ZM88 190V191H89ZM97 190H99V191H97ZM132 190V189H131ZM162 190H164V189H162ZM182 190V189H181ZM203 190V189H202ZM250 190V192H248ZM47 191V190H46ZM49 190H48V192H50ZM53 191V190H52ZM86 191V190H85ZM125 191V192H126ZM158 191V190H157ZM158 191V192H159ZM194 191V190H193ZM223 191H224V189L222 190V192H220L221 194L223 193ZM45 192V191H44ZM56 192V191H55ZM72 192H74V190L72 191ZM110 192V193H109ZM128 192V191H127ZM260 192V193H259ZM58 192H56V194H57ZM59 193V194H60ZM80 193H82V192H80ZM87 193V192H86ZM113 193H115V196H114V194ZM122 193H124V192H122ZM181 193V192H180ZM188 193V192H187ZM198 193V194H197ZM257 193V194H256ZM50 194V193H49ZM48 194V195H49ZM52 194H54V193H52ZM55 194V195H56ZM70 194H71V196H70ZM88 194H89V192H88ZM87 194V195H88ZM93 194V195H94ZM121 194V190H120V192H119V194L118 195H120ZM128 194V193H127ZM153 194V193H152ZM157 194V193H156ZM162 194V193H161ZM177 194V193H176ZM192 193H191V195H193ZM201 196H200V195ZM90 195V194H89ZM92 195V196H93ZM159 195V194H158ZM178 195V194H177ZM185 195V194H184ZM183 195V197H185ZM190 194H189V197L191 196ZM194 195V196H195ZM204 195H205V197H204ZM223 195V194H222ZM58 196V195H57ZM78 196V195H77ZM128 196H129V194H128ZM131 196V195H130ZM136 196V195H135ZM153 196V195H152ZM160 196V195H159ZM188 196V195H187ZM193 196V197H194ZM54 197H56V196H54ZM59 197H60V195H59ZM80 197H82L81 195H80ZM97 197H95L96 199H97ZM110 197V198H111ZM126 197V196H125ZM132 197V196H131ZM154 197H156V195H155V193H154ZM198 197V198H199ZM50 198V197H49ZM52 198V197H51ZM62 199H63V197H61ZM87 198V197H86ZM104 198V197H103ZM117 198V197H116ZM115 198V199H116ZM120 198V197H119ZM122 198V197H121ZM124 198V197H123ZM122 198V199H123ZM129 198V197H128ZM149 198V197H148ZM153 198V197H152ZM162 198V197H161ZM188 198V197H187ZM186 197H185V199H187ZM218 198V199H217ZM63 199V200H64ZM69 199H68V201H69ZM73 199V198H72ZM82 199V198H81ZM88 199H89V197H88ZM88 199H86V200H88ZM91 199V198H90ZM99 199H100V197H99ZM98 199V200H99ZM102 199V198H101ZM101 199H100V201H101ZM108 199V198H107ZM135 199V198H134ZM157 199V198H156ZM184 199V198H183ZM189 199V198H188ZM187 199V200H188ZM195 199V198H194ZM194 199H191V203H189V201H185V203L186 202H188V204H190V206L192 205V200L193 201H195ZM56 200V199H55ZM63 200H61V202L63 201ZM65 200H67V199H65ZM98 200H96V202L98 201ZM103 200V199H102ZM111 200H112V198H111ZM153 200H155V199H153ZM171 200V199H170ZM173 200V199H172ZM217 200V201H216ZM91 201H93V199L91 200ZM99 201V202H100ZM109 201V200H108ZM115 201V200H114ZM117 201V200H116ZM124 201V200H123ZM203 201V200H202ZM58 202H60V201H58ZM73 202V201H72ZM78 202V201H77ZM87 202V201H86ZM85 202V203H86ZM94 202V201H93ZM103 202V201H102ZM112 202H113V200H112ZM135 202V201H134ZM152 202V201H151ZM151 202H150V205H151ZM171 202V201H170ZM184 202V201H183ZM199 202V203H198ZM224 202V203H223ZM82 203H83V201H82ZM139 203V202H138ZM164 203V202H163ZM223 203V204H222ZM259 203V204H258ZM93 204V203H92ZM99 204V203H98ZM97 204V205H98ZM184 204V203H183ZM187 204V205H188ZM255 204V206H257L258 205V207H254L253 205ZM260 204H263V205H260ZM74 205V204H73ZM84 205V204H83ZM102 205V204H101ZM135 205V204H134ZM153 205V204H152ZM166 205V204H165ZM172 205V204H171ZM175 205V204H174ZM199 205V206H200ZM206 207H205V206ZM225 205V204H224ZM225 205V208L224 209H226V211H227V206ZM233 205H239V206H234L233 207ZM245 205H247V206H245ZM252 206V207H249V206ZM56 206H57V204H56ZM96 206V205H95ZM105 206V205H104ZM149 206V205H148ZM160 206V205H159ZM164 206V205H163ZM189 206V205H188ZM194 207H195V202H194V205H193ZM68 207V206H67ZM136 207V206H135ZM156 207V206H155ZM174 207V206H173ZM176 207V206H175ZM174 207V208H175ZM194 207H190L191 209H194ZM197 207V206H196ZM219 207H221V206H219ZM263 207V208H262ZM90 208V207H89ZM99 208V207H98ZM105 208V207H104ZM115 208V207H114ZM118 208V207H117ZM116 208V209H117ZM177 208H179V207H177ZM183 208V207H182ZM181 208V209H182ZM190 208H188V209H190ZM201 208V207H200ZM199 208V209H200ZM213 208H215V209H213ZM239 208V209H240ZM243 208V209H244ZM252 208L255 210V213L253 214V210H252ZM87 209V208H86ZM97 209V208H96ZM95 209V210H96ZM140 209V208H139ZM198 209V208H197ZM202 209V211L204 212V210ZM220 209V208H219ZM218 209V210H219ZM221 209H223V208H221ZM220 209V210H221ZM238 209V208H237ZM242 209V208H241ZM242 209V210H243ZM246 209V208H245ZM104 210V209H103ZM111 210V209H110ZM168 210V209H167ZM174 210V209H173ZM177 210V209H176ZM201 210V209H200ZM219 210V211H220ZM229 210V209H228ZM236 210V209H235ZM236 211H239V212H242V211H240V210H236ZM163 212V211H162ZM165 212V211H164ZM181 212V211H180ZM192 212H194V213H196L197 212V210H196V212L195 211H192ZM201 212V211H200ZM221 212H222V210H221ZM223 212H224V210H223ZM238 212V213H239ZM57 213V212H56ZM60 213H62V212H60ZM177 213V212H176ZM226 213H228V212H226ZM58 214V213H57ZM138 214V213H137ZM172 214V213H171ZM183 214V213H182ZM200 214V213H199ZM198 214V215H199ZM201 214L203 215V213L201 212ZM221 214V213H220ZM223 214V213H222ZM229 214H232V213H230L229 212ZM256 214H258V213H256ZM59 215V214H58ZM99 215V214H98ZM162 215V214H161ZM191 215V214H190ZM201 215V216H202ZM240 215V216H239ZM242 215V216H241ZM255 215V216H254ZM54 216H55V214H54ZM60 216V215H59ZM58 216V217H59ZM105 216V215H104ZM229 216H231V215H229ZM156 217V216H155ZM205 217V218H206ZM223 217V218H222ZM226 217V218H225ZM246 217H248V216H246ZM253 217H251L252 219H253ZM260 217H262L263 219L262 220H260L261 218H259L258 217V219H259V222H256V223H254L253 224V229L251 228V226L249 227V229H246V230H248V236H250V235H252V236H250V238L252 237L253 238V236H257V234H264V215L262 216V215H260ZM55 218V217H54ZM157 218V217H156ZM173 218V217H172ZM204 218V219H205ZM225 218V219H224ZM250 217H248V219H249ZM53 219V218H52ZM56 219V218H55ZM67 219V218H66ZM103 219V218H102ZM208 219V218H207ZM212 219V220H213ZM245 219H247V218H245ZM244 220L245 222H249V220ZM251 219V220H252ZM256 219V218H255ZM229 220H230V218H229ZM250 220V221H251ZM159 221V220H158ZM253 221V220H252ZM213 222V221H212ZM239 222V221H238ZM242 222V221H241ZM245 222H244V225H245ZM62 223V222H61ZM64 223V222H63ZM62 223V224H63ZM235 223H237V222H235ZM56 224V223H55ZM167 224V223H166ZM169 224V223H168ZM240 224H243V222L242 223H240ZM239 224V225H240ZM247 224V223H246ZM64 225H66V224H64ZM251 225H252V223H251ZM71 227V226H70ZM97 227V226H96ZM235 227H236V225H235ZM238 227V226H237ZM236 227V228H237ZM63 228H64V226H63ZM222 228H223V226H222ZM228 228V227H227ZM230 228V227H229ZM236 228H234V230H236ZM102 229V228H101ZM100 229V230H101ZM239 228H237V231H238V233L240 234V231L238 230ZM71 230V229H70ZM231 230V229H230ZM66 231V230H65ZM68 231V230H67ZM77 231V230H76ZM99 231V230H98ZM228 231V230H227ZM236 231V232H237ZM73 232V231H72ZM236 232H234V234L236 233ZM71 233V232H70ZM246 233H247V231H246ZM245 233V234H246ZM65 234V233H64ZM68 234V233H67ZM241 234H243V233H241ZM244 234V235H245ZM68 235H70L71 236V234H68ZM236 235V234H235ZM255 236V237H256ZM264 236V235H263ZM84 237V236H83ZM254 237V238H255ZM71 238V237H70ZM260 238V237H259ZM253 240V239H252ZM255 240V239H254ZM257 240H258V238H257ZM261 240V239H260ZM75 241V240H74ZM83 241V240H82ZM203 242V241H202ZM228 242V241H227ZM87 243V242H86ZM191 243V242H190ZM226 243V242H225ZM229 243V242H228ZM89 244V243H88ZM217 246V245H216ZM218 247V246H217ZM227 247V246H226ZM225 247V248H226ZM75 248H76V246H75ZM82 248V247H81ZM223 248V247H222ZM228 248V247H227ZM87 249V248H86ZM166 250V249H165ZM213 250V249H212ZM220 250V249H219ZM76 251V250H75ZM94 251V250H93ZM177 252V251H176ZM227 252V251H226ZM87 253V252H86ZM236 253V252H235ZM197 254V253H196ZM195 254V255H196ZM35 255V254H34ZM75 255H77V254H75ZM208 255V254H207ZM217 255V254H216ZM37 256V255H36ZM27 257V256H26ZM28 257H29V255H28ZM75 257V256H74ZM187 257V256H186ZM225 257V256H224ZM232 257V256H231ZM231 257H229V258H231ZM235 257V256H234ZM233 257V258H234ZM24 258V257H23ZM32 258V257H31ZM27 259V261H26V258H25V260L23 259V261H26V262H18L19 264H43V262L41 263L40 261H39V259L41 258V257H39V259H34V258H32V259ZM35 258H38V257H35ZM82 258V257H81ZM228 258V259H229ZM42 259V258H41ZM40 259V260H41ZM210 259V258H209ZM227 259V260H228ZM232 259V258H231ZM19 260H20V258H19ZM30 260V261H29ZM78 260V259H77ZM215 260V259H214ZM224 260V259H223ZM195 260H193V262H194ZM198 261V260H197ZM216 261V263L218 262L217 260H215ZM220 262L219 263H221L222 264V262L223 261H221V260H219ZM230 261V260H229ZM77 262V261H76ZM79 262H81V261H79ZM177 262V261H176ZM224 262H226V261H224ZM234 262V261H233ZM232 262V263H233ZM239 262V261H238ZM75 263V262H74ZM215 263V264H216ZM218 263V264H219ZM243 263V262H242ZM48 264V263H47ZM83 264V263H82ZM186 264V263H185ZM207 264V263H206ZM210 264H214V263H211L210 262ZM225 264V263H224ZM229 264V263H228ZM241 264V263H240Z\"/></svg>",
	"mask_w": 264,
	"mask_h": 264
}]
</instances>
